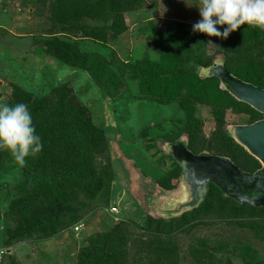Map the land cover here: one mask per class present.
<instances>
[{"label": "trees", "instance_id": "trees-1", "mask_svg": "<svg viewBox=\"0 0 264 264\" xmlns=\"http://www.w3.org/2000/svg\"><path fill=\"white\" fill-rule=\"evenodd\" d=\"M35 1L39 16L46 18L49 26L47 37L36 43L46 57L87 73L108 98L126 92L131 81L138 82L140 93L148 99H155L158 94L164 103L161 105L177 103L183 109L188 108L185 110L189 119L183 134H187V147L194 155H214L202 151L206 141L200 139L202 126L194 118L196 103L210 105L209 100L212 99L221 108L224 104L233 105L235 113L245 114L251 119L236 126L251 125L258 121L255 117H263L235 99L222 87L219 79L208 76L206 72L220 64L241 81L264 89V28L245 24L227 39L218 38L217 43L222 50L208 55L210 37L194 33L192 26L172 21L166 29L153 27L154 50L164 57L165 66L180 68L182 80L186 74L196 79L197 91L182 87L179 93L175 89L177 87L165 88L166 84L153 89L156 85L151 78L158 76V70L143 67L139 62H124L114 51L101 59L99 51L89 52L85 48L108 47L127 32L126 15L143 11L147 1ZM126 74L131 78L128 82ZM184 90L190 97H183ZM213 93L219 98H213ZM20 102L29 106L33 124L44 146L37 156L26 158V165L21 167L24 180L9 192L12 203L4 213L8 219L6 241H3L8 250L32 239L52 240L66 229L83 223L86 216L97 211L102 203L109 204L111 186L116 178L109 158L110 144L106 131L94 123L89 109L79 100L70 83L60 84L44 97L15 87L7 105ZM214 104L210 106L215 107ZM216 112L218 135L230 149L225 158L246 173H256L261 168L260 163L233 139L230 132L224 133L227 126L224 111ZM181 134L182 131L167 140L166 149L175 167L159 185L168 190L176 188L174 181L179 182L183 173L171 153L172 146L183 141ZM237 154L244 157V162H240ZM13 160L8 151H0V167ZM2 210L0 205V219ZM250 218L263 219L264 207L241 205L211 184L202 202L181 215L159 220L148 218L145 227L136 231L132 230V223L121 221L109 232L98 234L94 243L92 240L94 258L89 259L88 254L82 252L79 264H130L129 258L133 261L131 264L232 263L230 259L223 262L218 258L219 254H238L246 264H260L249 243L235 238L225 240L222 232H214L221 224L230 229L233 223ZM205 229H208L209 236L204 234ZM15 258L6 254L0 263H14Z\"/></svg>", "mask_w": 264, "mask_h": 264}, {"label": "rangeland", "instance_id": "rangeland-1", "mask_svg": "<svg viewBox=\"0 0 264 264\" xmlns=\"http://www.w3.org/2000/svg\"><path fill=\"white\" fill-rule=\"evenodd\" d=\"M145 1L148 3L143 11L126 15V33L107 45L108 47L85 48L89 52L99 51V58L114 51L124 62H139L143 67L158 70V76L151 78L156 85L153 89L162 88V84H166L165 88L171 90L177 87L175 89L178 92L182 87L197 91L196 79L190 76L191 74L184 75L185 79L182 80L179 76L180 68L165 66L164 57L154 50L151 29L156 26L166 29L172 21L193 26L201 19L196 7L199 0ZM223 27L218 26L220 31ZM48 31V22L46 18L39 16L35 0H0V104L9 102L15 87L44 97L60 84L70 83L79 100L89 109L94 123L106 131L110 144L109 158L113 162L116 178L111 186L109 204L102 203L97 211L86 216L83 223L66 229L52 240L32 239L8 250L3 245V241H6L8 219L4 213L12 203L9 192L12 187L23 182L24 174L14 160L2 165L0 261L6 254H11L16 257L15 264H79L82 252L88 254L89 259H93L92 245L98 234L109 232L121 221L132 223V230L136 231L145 227L148 218H169L189 197L181 179L179 182L174 181L176 188L173 190L159 185L175 167L174 160L168 155V148L166 149L167 140L180 131L181 140L186 142L188 139L187 134H183L189 119L185 110L188 108L183 109L177 103L161 105L162 97L158 94L155 99L146 98L140 93L138 82L130 81L129 74L125 76L127 82L130 81L127 91L122 93L123 95L108 98L107 93L100 89L87 73L66 67L44 55L36 43L47 37ZM209 40L213 41V45L208 44V55L217 54L222 50L221 45L217 43L218 38L210 37ZM185 73H188L187 70ZM207 90H211L208 85ZM193 91L191 92L195 94ZM183 95L190 97V94H185V90ZM213 95V98H219L215 93ZM209 101L210 105L215 103L212 99ZM210 105L196 103L195 107L193 106L196 110L194 118H197L202 126L200 139L206 141L202 151L228 157L230 149L218 135L216 110L224 111L226 134L227 131L231 133L236 125H244L243 123L251 119L245 114L235 113V108L233 105L229 106V103L224 104L222 108L217 104H214L215 107ZM255 118L259 121L264 119V115ZM238 156L240 162H244V157ZM203 232L209 236L208 229ZM214 232H222L225 240L235 238L240 242L249 243L256 251L260 264H264V218L237 221L230 229L221 224ZM211 233L213 235V232ZM230 255L219 254L218 258L223 262L230 259L231 264H246L238 254L231 257ZM129 262L133 263L132 259L129 258Z\"/></svg>", "mask_w": 264, "mask_h": 264}, {"label": "water", "instance_id": "water-1", "mask_svg": "<svg viewBox=\"0 0 264 264\" xmlns=\"http://www.w3.org/2000/svg\"><path fill=\"white\" fill-rule=\"evenodd\" d=\"M206 74L219 79L222 87L239 102L264 115V89L241 81L220 64L208 69ZM231 136L260 162L261 168L254 174L246 173L228 158L196 156L189 151L185 141L174 144L171 153L183 170L181 183L189 197L173 216L197 207L211 184L241 205L264 207V119L251 125L233 127Z\"/></svg>", "mask_w": 264, "mask_h": 264}, {"label": "clouds", "instance_id": "clouds-1", "mask_svg": "<svg viewBox=\"0 0 264 264\" xmlns=\"http://www.w3.org/2000/svg\"><path fill=\"white\" fill-rule=\"evenodd\" d=\"M196 7L201 19L193 24L194 33L227 39L245 24L264 28V0H199ZM224 25L221 32L218 26ZM207 44L213 45V41ZM43 146L26 103L0 104V151H8L24 167L26 158L37 156Z\"/></svg>", "mask_w": 264, "mask_h": 264}, {"label": "flooded vegetation", "instance_id": "flooded-vegetation-1", "mask_svg": "<svg viewBox=\"0 0 264 264\" xmlns=\"http://www.w3.org/2000/svg\"><path fill=\"white\" fill-rule=\"evenodd\" d=\"M211 156H216V155H211ZM220 157V156H219ZM225 158V157H224Z\"/></svg>", "mask_w": 264, "mask_h": 264}, {"label": "built area", "instance_id": "built-area-1", "mask_svg": "<svg viewBox=\"0 0 264 264\" xmlns=\"http://www.w3.org/2000/svg\"><path fill=\"white\" fill-rule=\"evenodd\" d=\"M1 257V256H0Z\"/></svg>", "mask_w": 264, "mask_h": 264}]
</instances>
